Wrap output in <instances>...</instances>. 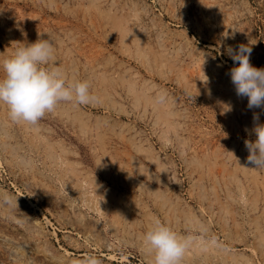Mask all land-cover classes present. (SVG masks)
<instances>
[{
    "label": "rangeland",
    "instance_id": "obj_1",
    "mask_svg": "<svg viewBox=\"0 0 264 264\" xmlns=\"http://www.w3.org/2000/svg\"><path fill=\"white\" fill-rule=\"evenodd\" d=\"M38 33L99 103L36 125L0 105V264H152L154 219L190 239L181 264H264V169L244 144L264 109L237 97L225 51L264 67V0H0V58Z\"/></svg>",
    "mask_w": 264,
    "mask_h": 264
},
{
    "label": "clouds",
    "instance_id": "obj_2",
    "mask_svg": "<svg viewBox=\"0 0 264 264\" xmlns=\"http://www.w3.org/2000/svg\"><path fill=\"white\" fill-rule=\"evenodd\" d=\"M236 31L225 32L222 39L234 38ZM43 34L38 33L37 40L32 43L19 42L20 46L0 58V105L6 106L8 117L14 123L36 125L60 103H99V98L92 94L87 81L69 79L61 68L48 67L56 62L54 47ZM225 51L234 61L229 76L237 97H246L249 109H264V67L250 63L252 48L240 44L236 49L228 46ZM203 82L208 84V78ZM208 94H211L210 89ZM156 102L163 103L164 95H158ZM231 110V105H224L221 114ZM253 120H259L255 112ZM251 131L255 134V140L244 141L249 153L247 164L255 169H264V124L254 123ZM100 165L101 159L96 166ZM0 199L7 204L12 203V198L7 195H0ZM142 242L147 253L153 257L152 264H181L191 243L189 238L179 236L159 219L153 220ZM76 264H100V261L89 256Z\"/></svg>",
    "mask_w": 264,
    "mask_h": 264
}]
</instances>
